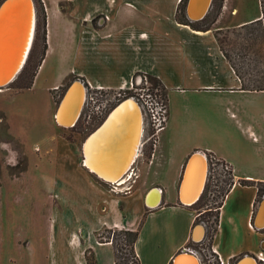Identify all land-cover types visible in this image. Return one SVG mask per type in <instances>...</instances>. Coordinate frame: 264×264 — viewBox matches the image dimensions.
I'll return each mask as SVG.
<instances>
[{
    "label": "crops",
    "instance_id": "0c3cea01",
    "mask_svg": "<svg viewBox=\"0 0 264 264\" xmlns=\"http://www.w3.org/2000/svg\"><path fill=\"white\" fill-rule=\"evenodd\" d=\"M181 4L182 0H43L46 49L29 89L46 77L51 78L46 80L49 92L72 80H83L92 89L105 91L128 90L141 76L157 80L169 98V114L161 131L165 132L163 145L157 140L155 153L149 159L152 164L157 162L156 174L144 179L136 192L135 216L145 215L146 219L135 251L141 264H171L180 251H192L187 245L193 226L211 208L198 211L181 204L178 187L187 159L198 152L219 163L217 167L227 166L231 171V184L217 208V230L210 241V249L230 264L244 255L264 252V229L252 227L264 198L258 196L256 187L264 183V115L251 117L244 101L229 102L221 108L222 104L212 103L207 112V108L189 107L187 101L199 93L261 95L264 91L241 90L242 83L220 50L215 31H199L179 22ZM246 5L251 6V11L249 18L243 19L240 14ZM225 15L236 21V26H242L261 19L262 13L257 0H249L248 4L245 0H223L212 25ZM48 69H52L50 76L45 75ZM172 97L179 104L170 112ZM230 110L237 111L238 116ZM181 112L185 116L181 117ZM245 144L253 146V150ZM165 168L173 171V181H165V172L160 171ZM81 175L99 191L87 171ZM154 178L158 179L157 185L150 183ZM151 188H157L162 195L154 208L145 204ZM83 219L90 224L88 217ZM96 220L87 229L88 235L81 237L78 249L91 250L96 264L99 254L107 264H114L112 248L96 242L92 233L102 219ZM115 221L121 229L137 227L120 218ZM121 223L126 225L122 227ZM61 230L66 229L57 230L54 224L49 236V264H85L76 259L78 249L72 242L75 229L70 233L66 230L59 241L62 249L56 248ZM4 250H0V264H33L11 261L12 255H6Z\"/></svg>",
    "mask_w": 264,
    "mask_h": 264
},
{
    "label": "rangeland",
    "instance_id": "374dc122",
    "mask_svg": "<svg viewBox=\"0 0 264 264\" xmlns=\"http://www.w3.org/2000/svg\"><path fill=\"white\" fill-rule=\"evenodd\" d=\"M2 1L0 0V4ZM222 1L213 0L205 24L215 31L219 47L229 60L227 62L241 78L245 87L264 89V17L260 24L236 26L237 22L225 15L221 22L213 26L212 23L216 20ZM248 1L245 0L247 4ZM257 1H259L260 11H264V0ZM33 2L36 14L35 30L29 54L15 78L8 85L0 88V114L4 117L3 125H6L8 134L15 141L7 146L0 144L1 148L7 150V155L4 156L0 149V250L4 247L6 255L11 254V261L49 264V236H52L54 224L55 229L65 228L69 233L75 229L76 236L72 237V242L78 249L79 242L82 241L81 237L88 235L87 229L95 224V221L97 222L96 218H101L102 220L92 228V233L96 242L109 244L114 253V264H116L114 245L123 246L126 238L113 234L114 231L121 230L115 219L126 220V224L137 226L132 230L141 231L146 218L144 219L145 215L141 218L135 216V199L140 191L141 182L152 173L156 174L157 162L152 164L149 159L155 153L156 141L161 140L160 144L163 145L165 132L161 133L162 129L156 133L151 124L150 115H146V112L143 114L141 109L144 116L138 158L131 165L128 176L124 179L127 182L123 185L121 182L103 181L89 171L83 164L85 160L83 145L86 138L103 123L112 109L126 99H133L139 106L140 103L145 102L152 111L157 110L159 104H162L166 109L165 122L162 125L165 127L169 114L167 106L169 98L161 84L149 76H141L139 81L142 82L139 86L134 85L123 91L92 89L81 80L86 88L80 115L70 128L59 125L55 118L67 88L49 92L47 89L49 84L46 80H51L50 77L39 80L32 90L24 88L29 84L43 50V16L41 15L43 0H33ZM185 3L186 0L183 2L184 9ZM246 7L247 9L243 8L240 14L243 19L249 18L251 11V6L248 8L246 5ZM51 72L52 69H48L45 75L50 76ZM193 96L187 101V104H190L189 107L207 108L206 112L211 111L208 107L212 108L213 105H210L212 103L222 104L219 106L221 108L229 102L244 101L248 104L246 107L251 117L261 118L264 115L261 114L264 111V94L199 93ZM178 101L171 98L170 112L172 108L177 107ZM230 111L238 116L237 111ZM180 116L183 117L185 114L181 112ZM219 116L224 118V115ZM253 136L250 135L251 138ZM0 137H2L1 131ZM237 139L241 141L240 138ZM245 146L253 150V146L247 144ZM15 149H20L26 163V169L19 178L10 177L2 162L5 160L7 164L14 165L19 158ZM207 159L205 190L200 201L191 208L198 211L211 208V211L201 214L195 222L205 228L203 240L192 241L190 237V243L187 246L197 255L201 264H220L218 254L210 249V241L217 230V208L229 190L232 177L230 169L217 167L219 163L210 157ZM167 166L170 164L167 163ZM83 171L89 173L92 183L100 193L81 175ZM160 171L165 172L166 182L173 181L171 179L174 175L173 171H167V168ZM182 175L183 172L181 178ZM150 183L157 185L159 182L157 178H154ZM162 189L164 191V188ZM262 189L264 190V187ZM263 196L264 193L261 197ZM130 201L131 204L127 205ZM86 217H88L87 220L90 219V224L83 219ZM126 224L121 223L122 227ZM66 230H61V233L57 235L55 242L57 249L61 248L59 241L65 237ZM112 239L114 244L111 242ZM99 255L101 258L97 259V264H107L104 256ZM119 255L120 263L124 264L123 259L126 258L128 259L126 264H133L128 252L121 250ZM76 259L77 261L80 259L85 264H96L91 250L78 249ZM235 261L230 264H234Z\"/></svg>",
    "mask_w": 264,
    "mask_h": 264
},
{
    "label": "bare ground",
    "instance_id": "6f19581e",
    "mask_svg": "<svg viewBox=\"0 0 264 264\" xmlns=\"http://www.w3.org/2000/svg\"><path fill=\"white\" fill-rule=\"evenodd\" d=\"M201 0H192L188 14L191 18L197 22V19L201 16V9L198 8L197 3ZM208 1V0H207ZM31 0H12L4 9L0 12V45L5 38L8 36L7 26L9 24L10 18L16 17L18 20L17 25V37L19 35L20 41H18V55L13 68L10 69L9 76L19 72L22 68L31 48L33 35H34V17L35 9L32 4V8H29V3ZM213 0H211L209 8L206 14L209 12ZM15 14V15H14ZM204 15V17L206 16ZM203 17V18H204ZM202 18V19H203ZM201 20V19H200ZM198 20V21H200ZM12 34L9 36L11 37ZM2 50V49H1ZM0 50V58L2 56ZM5 57V55L3 56ZM3 59V58H2ZM2 62V61H1ZM0 62V65H1ZM16 73V74H17ZM15 74V76H16ZM6 75L5 68L0 67V81ZM13 77V79L15 78ZM6 78V76H5ZM12 79V80H13ZM131 100H129L130 102ZM84 103V90L82 85H76L69 92L64 102L62 103L59 112L56 116L58 119V124L67 128H70L74 123L79 111ZM138 105V104H137ZM84 108V107H83ZM135 108L136 112L141 108L134 106L132 101L127 102V105L119 108L114 114L111 115L107 125L110 123L109 129L101 133H97L89 139L84 147L85 153V165L88 167L92 173H94L99 179L109 182V183H120L123 185L127 182L124 180L128 175L131 165L136 162L139 147L135 144V139L138 141L135 131V121L134 114H131L132 109ZM130 113V114H129ZM137 114V113H136ZM144 116V115H143ZM107 118V117H106ZM115 121L110 122V121ZM123 121V122H122ZM104 122V121H103ZM110 135V137H108ZM100 138L104 139L103 142L96 143ZM107 138V139H106ZM135 138V139H134ZM140 140V139H139ZM106 142L104 148H100L101 145ZM131 153V154H130ZM198 153V152H195ZM202 154V153H200ZM129 155V156H128ZM128 157V160L126 158ZM189 159V158H188ZM204 164L199 157H194L190 162V165L185 174L183 184L181 186L179 199L187 206H193L202 196L207 178L205 179ZM129 178V177H128ZM205 181V183H204ZM203 188V190H202ZM202 190L198 200L191 204L198 196L199 191ZM198 191V192H197ZM162 195L158 191H153V193L148 197L147 202L151 207H157L161 202ZM259 228L264 229V205L257 220L256 224ZM205 235L204 227H197L193 232V240L200 241L203 240ZM183 255L191 254L189 252H182ZM199 263V260H197ZM174 264H195L194 260L188 256L179 257ZM242 264H253L252 261L246 260Z\"/></svg>",
    "mask_w": 264,
    "mask_h": 264
},
{
    "label": "water",
    "instance_id": "95a60500",
    "mask_svg": "<svg viewBox=\"0 0 264 264\" xmlns=\"http://www.w3.org/2000/svg\"><path fill=\"white\" fill-rule=\"evenodd\" d=\"M12 0H3L2 2H1V4H0V12L4 9V8H6L7 6H9V4H10V2H11ZM191 1L192 0H186V3H185V9H184V11H185V15H186V17H187V19L188 20H190V21H195L193 18H191L190 16H189V14H188V10H189V7H190V4H191ZM210 2H211V0H201V1H199L198 3H197V6H198V8H200L201 9V16L197 19V21L198 20H200V19H202L203 17H204V15L206 14V12H207V10H208V8H209V5H210ZM29 3V8H32V4H33V7H34V9H35V6H34V2H33V0H31V2H28ZM4 11H5V9H4ZM15 15V14H14ZM35 16H36V14H35ZM34 19H35V17H34ZM18 20H16V17L14 16V17H12V19L10 18V20H9V24H8V26H7V35L8 36H5V38L3 39V41H2V43H1V45H0V50H1V53H2V56H1V58H0V62H1V65H0V67H1V69L2 68H5V73H6V78H5V76H4V78L0 81V88H3V87H5L6 85H8L11 81H12V79H13V77L15 76V74L17 73V72H15V74H12L10 77H8L9 76V73H10V69H12L13 68V65H14V63H15V61H16V57H17V55H18V41H20V37H19V35H18V37H17V25H18ZM34 30H35V21H34ZM12 34V36L11 37H9L10 35ZM18 49V50H17ZM5 55V57H3ZM3 58V59H2ZM76 85H82L83 86V90H84V97H85V85H84V83L83 82H81V81H79V80H75V81H73L68 87H67V89L65 90V93H64V95H63V97H62V99H61V101H60V105H59V108H58V111H57V114H58V112H59V109H60V107H61V105H62V103L64 102V100H65V98L67 97V95L69 94V92L73 89V87H75ZM129 100H131L132 101V103H133V105L134 106H136V107H138V105H137V102L136 101H134L133 99H126V100H124V101H122L120 104H118L116 107H114L113 109H112V111L109 113V115L107 116V118L104 120V122L100 125V126H98L97 127V129H95L87 138H86V140H85V142H84V145H83V148L85 147V145H86V143L89 141V139L91 138V137H93L94 135H96L97 133L100 135L101 133H104V131H106L107 132V130L109 129V126H110V123L107 125V122L109 121V118L111 117V115L112 114H114L119 108H121L122 106H125V105H127V102L128 103H130L129 102ZM84 104V103H83ZM83 104H82V106H83ZM81 109H82V107H81ZM81 109H80V111H79V114L77 115V117H76V119H75V121H74V123L71 125V127L76 123V121H77V119H78V117H79V115H80V112H81ZM130 113L131 114H134V121H135V131H136V129H137V134H136V136L135 137H137V139H138V141L135 139V144H136V146L138 145V147H139V144H140V138H141V132H142V125H143V116H142V112H140L139 110L136 112V110H135V108H133L132 109V112L130 111ZM129 113V114H130ZM137 113V114H136ZM57 114H56V116H57ZM56 119V122L58 123V119L57 118H55ZM110 122H115V121H110ZM123 122V121H122ZM108 137H110V135L108 136ZM105 139V138H104ZM104 139H102V138H100L96 143L98 144V142H103L104 141ZM107 139V138H106ZM106 146V142H104L102 145H101V147L100 148H104ZM131 154V153H130ZM129 156V155H128ZM83 157H85V153L83 152ZM194 157H199L200 159H201V161L203 162V164H204V171H205V179L207 178V172H208V159H207V157H205L203 154H200V153H193L190 157H189V159H187V161H186V164H185V167H184V170H183V175H182V178H181V181H180V184H179V187H178V194L180 195V191H181V186H182V184H183V181H184V177H185V174L187 173V169H188V167H189V165H190V162L192 161V159L194 158ZM126 160H128V157L126 158ZM85 163V161L83 162V164ZM204 183H205V181H204ZM202 190H203V188H202ZM202 190H200L199 191V193H198V196L196 197V199L191 203V204H193V203H195L197 200H198V198H199V196H200V194H201V192H202ZM153 191H158L159 192V190L157 189V188H152V189H150V191L148 192V195L151 193V192H153ZM198 192V191H197ZM148 195H147V197H148ZM147 197L145 198V204H146V206L148 207V208H153V207H151V206H149V204H148V202H147ZM179 199V198H178ZM179 202L181 203V204H183V205H185L180 199H179ZM160 204V203H159ZM158 204V205H159ZM157 205V206H158ZM263 205H264V198L261 200V202H260V204H259V206H258V209H257V211H256V214H255V217H254V222H253V224H254V226H255V228H257V229H259V230H261V229H263V228H259L256 224H257V220L259 219V216L261 215V212H262V209H263ZM204 227L203 225H201V224H195L194 225V227H193V229H192V232H191V238H192V241H194L193 240V232H194V230L197 228V227ZM205 236V235H204ZM202 240V239H201ZM200 240V241H201ZM182 252H189V253H191V254H194L193 252H191V251H187V250H182V251H180L179 253H177L175 256H174V258H173V260H172V262H171V264H174V262L179 258V257H183V256H188L189 258H191V259H193L194 260V262H195V264H201L200 263V260L198 259V257L194 254V255H190V254H186V255H183L182 254ZM197 260H199V263H197ZM246 260H250V261H252V263L253 264H258V262L256 261V259H255V257L253 256V255H244L243 257H241L240 259H238L237 261H236V263L235 264H242L244 261H246Z\"/></svg>",
    "mask_w": 264,
    "mask_h": 264
},
{
    "label": "trees",
    "instance_id": "16d2710c",
    "mask_svg": "<svg viewBox=\"0 0 264 264\" xmlns=\"http://www.w3.org/2000/svg\"><path fill=\"white\" fill-rule=\"evenodd\" d=\"M184 1L185 0H182V4H181V6L179 8V15L180 14L181 15L180 16L179 15L177 16L178 21L181 22V23H186L187 25H189L190 27H192L195 30H199V31L209 30L210 29V26L208 24H205L206 17H207V14L208 13L200 21L195 22V21L188 20L187 17L185 16V14H184V6H183V2ZM182 7H183V10H182ZM261 13H262L261 19L255 21V22H252V23H250L248 25L255 24V23L260 24L261 21L263 20V17H264V11L261 10ZM42 34H43V50H42V55L40 57V61L38 62V64H37V66H36V68H35L32 76H31V80H30L29 84L24 87L25 89L31 88V85L33 83V79L35 77L37 68L39 67V65L41 63L42 57H43L44 52H45V49H46V41H45V18L44 17H43V31H42ZM215 38H216V36H215ZM216 40H217V38H216ZM217 42L219 44V41L218 40H217ZM220 50H221V48H220ZM222 53H223V51H222ZM223 55H224V53H223ZM225 58L227 59V61H229L226 56H225ZM238 78L240 79V81L242 83L241 90L264 91V89L259 88V87H257V88L245 87V85L243 84V81L241 80V78L240 77H238ZM70 83L67 82L61 88H67ZM3 123H4V117H3L2 114H0V131H1V134H2V137H0V144H2V146H7L9 144L15 143V141L8 134L7 127H6V125L4 126ZM0 149H2L1 150L2 154L4 156H6L7 155V150L5 148H1V146H0ZM15 151L19 155V158L17 159V161H16V163L14 165L7 164L5 160H2V162L4 163V168L8 172V175L10 177L12 176L14 178H19V176L26 169V163H25V159L21 155L20 149H15ZM0 167H1V164H0ZM0 175H1V173H0ZM243 185H246V184H243ZM251 185H254V184H251ZM256 187H257V190H258V196L261 197L262 194L264 193V190L262 189V187H264V183H259V184L256 185ZM201 197H200V199H201ZM200 199L196 203H198L200 201ZM216 225H218V213H217V217H216ZM113 234L114 235H117V236H124L126 238V243L123 246H120L119 244H117V246L114 245L115 263L116 264H123V263H120V261H119V259L121 258L120 255H119V253H121V250H122V251H125V253L126 252L129 253L130 257L132 258L133 264H140L139 258H138L137 254H136V251H135V243H136L137 238L139 236V229H136V230H125V229H121V230L114 231ZM113 239H114V237H113ZM113 239L111 241L112 244H114V242H113L114 240ZM123 260H124V264H126V262H128V259H126V258L123 259Z\"/></svg>",
    "mask_w": 264,
    "mask_h": 264
},
{
    "label": "built area",
    "instance_id": "2783aa9c",
    "mask_svg": "<svg viewBox=\"0 0 264 264\" xmlns=\"http://www.w3.org/2000/svg\"><path fill=\"white\" fill-rule=\"evenodd\" d=\"M141 82L142 81H139V79H138L137 81L134 82V84L131 86V88L134 87V85L139 86L141 84ZM145 90L148 91L147 89H145ZM140 106H141L143 114L146 112V115H148V116L150 115V121H151L152 126L155 128L156 133L160 132L164 128L162 125L165 122V114H166L165 107L162 104H159L158 109L152 111V109L149 110V108L147 107L145 102H143L142 104L140 103ZM224 168L229 170V168L227 166H224ZM147 195H148V193H147ZM252 227H253V229H257V228H255L254 224ZM254 257H255L256 261L258 262V264H264V252L263 251H260L257 255H254ZM218 259H219L220 264H225L219 255H218Z\"/></svg>",
    "mask_w": 264,
    "mask_h": 264
}]
</instances>
